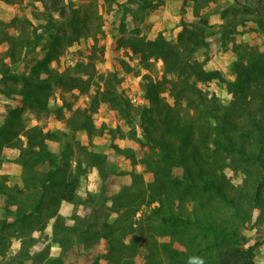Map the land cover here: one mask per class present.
<instances>
[{"label": "rangeland", "instance_id": "374dc122", "mask_svg": "<svg viewBox=\"0 0 264 264\" xmlns=\"http://www.w3.org/2000/svg\"><path fill=\"white\" fill-rule=\"evenodd\" d=\"M191 1L0 0V36L4 39L21 31L27 37L24 60L16 67L17 72L30 74L32 67L51 57L48 68L40 70L44 77L51 79L52 85L48 107L41 110L16 93L25 82L13 77L5 93L1 92L4 87L0 83V136L4 116L11 108L20 112L22 121L18 129L21 125H38L48 133L60 132L48 144L54 150L70 146L65 158L59 160L63 167L69 165L68 172L74 171L80 162L77 198L82 200L88 194L103 192V199L96 201L94 215L84 227L94 235L99 234L107 221L115 224L118 232L125 233L130 222L132 231L123 239L135 247L131 264L144 263L146 245L152 239L160 244L156 253L161 248H177L186 254L187 264H194L198 259L216 260L237 245L249 252L250 264H264L263 204L233 208L213 199L208 189L188 191L184 188L180 167L172 168L164 176L163 185L168 194L163 196V204L145 187L152 180L153 171L160 169L163 155L146 141L140 126L149 113L143 112L149 103L142 85L146 75L154 80L168 75L158 57L142 61L129 47L128 39L151 40L161 34L175 43L185 24L194 31L197 46L184 47V55L198 60L204 69L218 73L209 80L197 82V87L204 96H214L221 103H227L231 97L228 82L235 77L236 51L256 48L264 53V33L256 24L258 0H197L196 9ZM164 12L169 16L162 20L160 16ZM49 31L58 35L55 43ZM51 45L55 52L50 51ZM6 46L5 41L0 42V56L8 60ZM108 72L116 75L115 90L128 101V108L118 110L105 102L92 110L90 95L101 84L100 77ZM161 99L167 103L173 101L168 90L161 94ZM82 117L91 128L71 130L68 120L72 118L74 122ZM18 136H22L21 131ZM18 156V148L0 146V219L7 221H12L16 214L15 206L9 204L10 197L14 196V201L24 206L34 201L28 191L35 186H24ZM212 159L213 165H218L231 185L238 188L244 177L242 167L225 156ZM121 191L126 192L128 206H116L110 197ZM159 206L160 215L167 217L165 220L152 214ZM57 211L61 223L75 226L74 219L87 218L91 210L88 204L77 201L60 202ZM178 211L188 219L176 218ZM147 214H151L150 219ZM46 218L39 227L9 230V236L0 239V256L8 259L20 255L21 264H32L31 259L36 261L34 264H44L56 258L60 259L56 264H113L106 256V239L96 235L89 241L73 239V230L62 235L66 239L62 254V246L53 240L54 217ZM137 221L142 226V234L138 233ZM208 223L217 225L223 236L215 239ZM220 225H225L226 230L221 232Z\"/></svg>", "mask_w": 264, "mask_h": 264}, {"label": "trees", "instance_id": "16d2710c", "mask_svg": "<svg viewBox=\"0 0 264 264\" xmlns=\"http://www.w3.org/2000/svg\"><path fill=\"white\" fill-rule=\"evenodd\" d=\"M192 2L196 9L197 0ZM255 10L259 16L256 24L264 33V0H258ZM49 33L55 43L59 38L58 35L50 31ZM194 40V31L189 30L184 24L178 32L175 43L167 41L161 34L151 40L130 37L129 42L125 41L144 62H149L150 57H158L163 64L164 73L168 75V78L164 76L162 80H154L146 75L142 85L149 103L145 109L143 108V112L149 113L148 117L141 121L140 126L146 141L158 148L163 155L160 169L153 171V178L145 187L150 190L151 196L163 204L162 198L168 194L163 185L164 176H168L172 168L180 167L183 170L184 188L188 191L208 189L213 199L233 208L244 205L254 206L258 203L264 205V53L256 48L236 51L233 65L235 77L233 81L228 82L231 97L227 103H221L214 96H204L197 87V82L209 80L218 73L204 69L198 60L191 59L182 52L184 47L197 46V41ZM1 41L7 44L5 52L8 58L5 60L0 56V83L4 87L1 92L5 93L10 89L9 82L14 77L17 81L26 83L16 93L28 100L34 108L47 109V99L52 88L51 79H48L47 75L44 77L45 74L42 75L40 69L48 68L47 63L51 57L40 61L32 67L30 74L25 75L23 72H17L16 67H19L24 60L26 35L19 31L16 34H8L4 39L0 36ZM49 49L55 52L53 45ZM50 72L56 74L55 71L50 70ZM115 78L116 75L109 72L100 77L101 84L90 95L89 106L92 110L105 102L118 110L128 106V101L115 90ZM165 90L171 93L172 103L161 99V94ZM190 108L191 113H189ZM21 121L17 108H11L5 114L0 146L18 148V162L24 186H35L28 191V196L34 201L29 206H24L19 201H14V196L10 197L12 201L10 200L9 204L15 206L16 214L12 221L0 219V239L9 236V230L15 231L23 226L29 229L39 227L45 222L44 218L54 217L53 240L62 246V254L66 250V239L64 241L62 235L64 231L69 233L73 230V239L89 241L96 236L106 239L108 242L106 256L108 260H113V264H131L130 259L135 247L124 243L123 239L132 231L130 222L127 223L128 228L125 233L118 232L116 225L107 221L103 223L99 234L96 233L95 236L90 233L89 228L84 225L94 215L95 203L103 199V192L88 194L82 200L77 198V190L80 186V162L78 161L74 171L68 172L66 169H70L69 165L63 167L59 160L65 158L66 150L70 149V146L54 150L48 144L49 140H56L58 133H61L45 132L38 125L27 127L21 125L18 129ZM68 121L71 123V130L91 128L84 117L78 121L73 122L72 118ZM19 131L21 137L18 136ZM70 137L73 138V135L71 134ZM77 146L82 147L79 143ZM211 153L213 158L225 156L242 167L244 177L238 188L231 185L218 165H213ZM125 193L121 191L115 196H110L116 206L129 205V201L124 198ZM77 201L90 206L89 216L87 218L77 216L74 219L75 226L64 225L58 219L57 210L60 202ZM159 210H161L160 206L152 214L159 216L161 213ZM145 216L150 219L151 214ZM160 217L162 220L167 218L165 215ZM176 218L183 221L188 219L179 211ZM210 224L207 225L213 230L214 238L218 240L222 234L218 232L217 225ZM137 225L138 233L142 234L143 229L139 221ZM226 228L225 225L221 226V232ZM159 245L154 239L152 243L146 245L148 250L143 264H187L186 254L183 251L169 247L161 248L159 253H156ZM249 258V252L237 245L221 253L216 260L199 261L198 259L194 264H250ZM22 259L20 255L8 259L1 255L0 264L15 262L21 264L22 261L19 260ZM31 260L32 264L36 263ZM58 261L60 259H48L44 264H56Z\"/></svg>", "mask_w": 264, "mask_h": 264}, {"label": "crops", "instance_id": "0c3cea01", "mask_svg": "<svg viewBox=\"0 0 264 264\" xmlns=\"http://www.w3.org/2000/svg\"><path fill=\"white\" fill-rule=\"evenodd\" d=\"M118 1H120V2H122V1H125V0H118ZM192 2V1H191ZM169 12V11H168ZM168 12H164L161 16H160V19H165V17H168L169 15H168ZM169 14H171V12H169ZM178 17V16H177Z\"/></svg>", "mask_w": 264, "mask_h": 264}]
</instances>
